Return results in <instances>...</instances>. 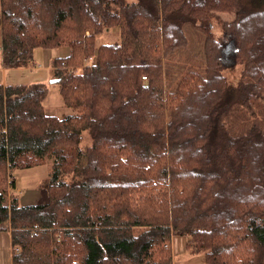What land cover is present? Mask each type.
Listing matches in <instances>:
<instances>
[{"label":"trees","instance_id":"obj_1","mask_svg":"<svg viewBox=\"0 0 264 264\" xmlns=\"http://www.w3.org/2000/svg\"><path fill=\"white\" fill-rule=\"evenodd\" d=\"M221 13L234 19L219 41ZM187 26L206 66L170 87L165 62L190 42ZM113 31L120 42L98 45ZM0 46L6 69L67 51L52 63L61 117L45 111L47 85L0 84V233L19 249L13 264H173L177 236L205 264H264L263 2L0 0ZM48 162L39 201L22 205L13 173Z\"/></svg>","mask_w":264,"mask_h":264},{"label":"rangeland","instance_id":"obj_2","mask_svg":"<svg viewBox=\"0 0 264 264\" xmlns=\"http://www.w3.org/2000/svg\"><path fill=\"white\" fill-rule=\"evenodd\" d=\"M136 1V0H132ZM245 4L250 2V4L256 6L258 4L264 3V0H243ZM234 17L230 14L221 13L214 20V28L213 33L219 41H222L224 38V32L222 29L223 21L233 20ZM186 36L190 40L186 47L176 51V53L172 54L171 57L168 58L165 62L166 66V78L167 84L171 87L174 86L178 78L184 74L186 71H200L203 70L206 66L205 58H204V50H203V39H201L199 34H196L195 30L187 26L185 28ZM198 35V36H197ZM98 45L101 43H115L120 42V34L118 31H113L107 34L101 35V38L98 39ZM202 42V43H201ZM225 43L224 45H226ZM223 45V48L225 47ZM1 47V46H0ZM222 48V59H224V63L227 66V70L225 71V75L228 76L229 80L232 84H237L239 79V73L241 71L240 68H236L233 63V49H230L228 52L223 53ZM60 50L58 48L55 49H36L34 52V58L36 59V65L33 68H8L6 73H9L6 77L0 80V83L3 84H35L37 81H42L43 84L47 85L49 88L48 95L44 101L45 111L47 113L55 114L59 117L63 116L67 109L65 107L64 98L61 95L60 85L57 83H52V79H56L53 77V71H51V66L56 58L60 54ZM1 53V48H0ZM2 65V64H0ZM2 69L0 68V79L2 76ZM51 162L40 164L38 167L26 168L23 170H18L13 173V178L16 180V190L15 194L18 195L19 200L22 205L27 204H35L39 201L41 197V193L39 191L40 186L47 180L48 176L52 171ZM10 176H8L9 181ZM13 178H11L13 180ZM10 179V181H11ZM9 181V182H10ZM12 183V181L10 182ZM2 233H8L7 231H2ZM0 233V234H2ZM4 238H7L6 235H3ZM185 238V237H184ZM3 240V239H2ZM1 240V241H2ZM186 240V238H185ZM186 240V252H188L187 256H185L184 261L188 264L197 263V264H205L203 253L196 252L195 249H188ZM171 253L174 258V248H173V239L171 243L168 245ZM7 258V259H6ZM8 255L3 250L0 252V264H8ZM179 264V261H177Z\"/></svg>","mask_w":264,"mask_h":264},{"label":"crops","instance_id":"obj_3","mask_svg":"<svg viewBox=\"0 0 264 264\" xmlns=\"http://www.w3.org/2000/svg\"><path fill=\"white\" fill-rule=\"evenodd\" d=\"M66 54H67V51L64 48H61L60 54L58 56H56L55 59L61 58L62 56H65ZM0 64H2V65H0V68L2 69V72H1L2 76H1L0 80H2L9 73H6V71H5L7 69L3 65V59H2L1 53H0ZM50 69L52 71V66ZM36 83H42L43 84L42 81H37ZM0 84H3V83H0ZM3 85H6V84H3ZM3 235H6L7 238H4ZM173 248H174V250H173L174 251L173 264H177V261H179V264H188L186 261H184V259H182L185 256H187V254H188V252H186V250H185V248H186L185 238L181 237V236L174 237L173 238ZM3 250L8 255V260H7L8 264H13L12 260H13L14 248L12 245V235H10L9 232L0 234V252ZM192 264H197V263H192Z\"/></svg>","mask_w":264,"mask_h":264},{"label":"water","instance_id":"obj_4","mask_svg":"<svg viewBox=\"0 0 264 264\" xmlns=\"http://www.w3.org/2000/svg\"><path fill=\"white\" fill-rule=\"evenodd\" d=\"M234 43L233 42H229L226 45H224L225 47L223 48V53L228 52L230 49H233V52L235 53V49H234ZM60 80L59 79H52L51 82L52 83H58Z\"/></svg>","mask_w":264,"mask_h":264},{"label":"built area","instance_id":"obj_5","mask_svg":"<svg viewBox=\"0 0 264 264\" xmlns=\"http://www.w3.org/2000/svg\"><path fill=\"white\" fill-rule=\"evenodd\" d=\"M144 79H146V77H143ZM17 251H19L18 248L14 249V253H16Z\"/></svg>","mask_w":264,"mask_h":264}]
</instances>
